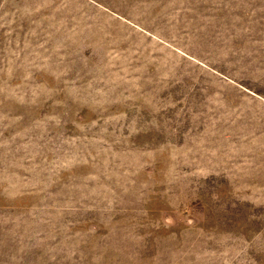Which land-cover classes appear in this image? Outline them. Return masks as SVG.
<instances>
[{
  "label": "rangeland",
  "instance_id": "374dc122",
  "mask_svg": "<svg viewBox=\"0 0 264 264\" xmlns=\"http://www.w3.org/2000/svg\"><path fill=\"white\" fill-rule=\"evenodd\" d=\"M0 264H264V0H0Z\"/></svg>",
  "mask_w": 264,
  "mask_h": 264
}]
</instances>
